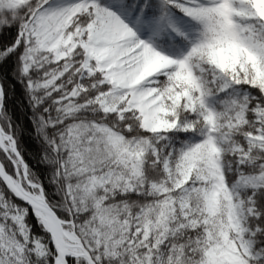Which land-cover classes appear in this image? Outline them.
Listing matches in <instances>:
<instances>
[{
	"label": "snow or ice",
	"instance_id": "obj_1",
	"mask_svg": "<svg viewBox=\"0 0 264 264\" xmlns=\"http://www.w3.org/2000/svg\"><path fill=\"white\" fill-rule=\"evenodd\" d=\"M0 264H264V0H0Z\"/></svg>",
	"mask_w": 264,
	"mask_h": 264
}]
</instances>
